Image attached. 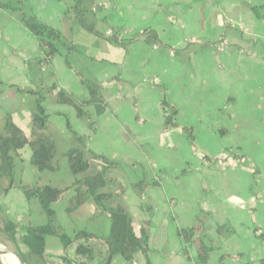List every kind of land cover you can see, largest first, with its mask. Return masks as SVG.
I'll use <instances>...</instances> for the list:
<instances>
[{"label":"crops","instance_id":"obj_1","mask_svg":"<svg viewBox=\"0 0 264 264\" xmlns=\"http://www.w3.org/2000/svg\"><path fill=\"white\" fill-rule=\"evenodd\" d=\"M23 1L24 12L57 28L73 51L66 57L60 51L43 63L17 0L7 1L13 11L0 7V127L8 115L20 135L29 136L36 105L30 90H38L47 117L36 132L56 150L55 169L40 172L30 164L28 147L19 150L17 186L0 194V228L7 220L35 226L47 221L20 187L65 188L75 180L63 155L75 146L68 121L84 139L86 153L117 162L106 171L100 191L109 196L103 203L123 206L134 230L147 235V255L137 253L131 262L115 255L110 264H145L146 259L150 264H259L264 257V242L256 237L264 232V18L255 8L264 13V0ZM76 4L92 31L73 17ZM151 31L160 44L139 38ZM81 78L97 84L107 104L99 115L87 106L92 128L72 106L56 100L58 89L87 100ZM167 106L176 110L169 127L164 126ZM185 127L191 128V138ZM99 169L92 161L83 175ZM140 181L149 185L138 191L134 184ZM6 183L0 179V187ZM73 195L67 189L53 203L54 227L71 237L79 230L106 237L109 214L91 199L66 211ZM199 220L210 246L203 262L196 245L184 244L178 234ZM77 243L64 250L48 235L44 257L48 264H73L82 260ZM91 244L103 249L100 240Z\"/></svg>","mask_w":264,"mask_h":264},{"label":"trees","instance_id":"obj_2","mask_svg":"<svg viewBox=\"0 0 264 264\" xmlns=\"http://www.w3.org/2000/svg\"><path fill=\"white\" fill-rule=\"evenodd\" d=\"M7 1L0 0V7L13 11L14 8H11ZM17 3L18 10L21 12L23 25L36 37L41 47L43 52L41 60L43 63L48 64L53 56L60 51L64 52V57L73 51L71 42L64 39L57 28L40 21L32 13L24 12L23 7L25 2L23 0H17ZM79 10V5L76 4L73 17L77 19L84 29L92 31V25L85 23L79 14ZM255 10L258 17L264 18V13L257 12V8ZM140 37H143L147 42L160 44V40L154 31L142 34ZM111 39L121 43L125 41L123 39L119 40L117 37H111ZM135 39H138V37L126 40L129 42ZM81 81L86 85L89 94L87 100L79 101L73 95L62 89L57 90L56 100L58 103L72 106L76 116L86 118L89 126L92 128L94 121L88 114L87 106H93L95 115H99L105 111L107 104L104 102L97 84L82 78ZM30 92L36 95V105L32 113V131L29 136H21L17 127L10 121V116L8 115L3 122L2 128L0 127V179L7 180L6 185L0 187V194L17 186L15 185L14 179V159L19 155V150L24 147H28L30 150V164L36 171L55 169L53 159L56 150L54 145L47 141L40 133L36 132V129L44 127L46 122L47 114L41 106L44 96L38 90H30ZM167 108L169 109V113L165 118V127L174 124L173 117L176 113L175 108L171 106H167ZM66 125L68 131L74 138L75 146L67 150L63 155L67 159L70 172L76 176L75 180L65 188H57L38 183L31 187H20L27 200H35L39 203L41 211L45 214L47 221L45 224L36 226L13 223L9 220L5 221L1 232L11 245L9 248L24 260H33L38 264H48V260L44 257L45 238L48 235H52L58 238L64 250L73 242H78L75 252L81 256L82 260L75 259L73 264H110L115 255H120L125 261L131 262L137 253L147 255V235L142 230L139 232L134 230L128 211L121 205L107 206L103 203L104 199L109 196V193L100 191L105 184L106 171L110 167H115L117 162L90 150L86 153L85 142L82 136L76 134L68 121ZM184 131L187 137H192L190 127H185ZM92 161L99 163L100 169L95 173L83 175L88 170ZM152 184H155V182H152ZM148 185L149 183L147 181H140L134 184L138 191H141ZM71 188L74 190V195L70 198L69 205L65 210L68 212L73 211L86 200L91 199L98 208L109 214L110 228L106 237L101 238L85 230H79L71 237L59 232L54 227L52 223L54 216L52 205L60 198L64 191ZM17 230H20L22 233L17 234ZM221 230L222 228L218 227L217 232H221ZM178 234L184 244H195L199 261H205L210 246H208L209 238L204 234L203 224L200 220L192 227L179 229ZM256 237L264 242V232H257ZM99 240L103 244V249L96 251L91 242ZM0 264H2L1 261ZM145 264H150L148 259H146ZM259 264H264V257L260 260Z\"/></svg>","mask_w":264,"mask_h":264},{"label":"water","instance_id":"obj_3","mask_svg":"<svg viewBox=\"0 0 264 264\" xmlns=\"http://www.w3.org/2000/svg\"><path fill=\"white\" fill-rule=\"evenodd\" d=\"M0 243L2 246V250L0 251V261L2 264H10L8 261H6L4 258V255H6L9 251V249H7L6 245L3 243V240L0 239ZM15 253V252H14ZM19 258H21L17 253H15ZM17 264H38L37 262L33 261V260H24L21 258V260L17 261Z\"/></svg>","mask_w":264,"mask_h":264},{"label":"bare ground","instance_id":"obj_4","mask_svg":"<svg viewBox=\"0 0 264 264\" xmlns=\"http://www.w3.org/2000/svg\"><path fill=\"white\" fill-rule=\"evenodd\" d=\"M2 250V246L0 243V251ZM10 252H8L6 255H4V259L6 261H8L10 264H17V261L21 260V258H19L13 251L9 250Z\"/></svg>","mask_w":264,"mask_h":264},{"label":"rangeland","instance_id":"obj_5","mask_svg":"<svg viewBox=\"0 0 264 264\" xmlns=\"http://www.w3.org/2000/svg\"><path fill=\"white\" fill-rule=\"evenodd\" d=\"M1 124H2V123H1ZM1 124H0V125H1ZM218 161H219V160H218ZM35 170H36V169H35ZM35 202H36V205L38 206V208L41 209L39 203H38L37 201H35ZM1 229H2V228H0V233H2V232H1ZM1 236H2V237H1ZM4 237H5V235L0 234V239L3 238V239H2V240H3V243L6 245L7 249L11 250V249L9 248V246H11L10 243H9L8 240H7L6 238H4Z\"/></svg>","mask_w":264,"mask_h":264},{"label":"built area","instance_id":"obj_6","mask_svg":"<svg viewBox=\"0 0 264 264\" xmlns=\"http://www.w3.org/2000/svg\"><path fill=\"white\" fill-rule=\"evenodd\" d=\"M215 159L219 160V161H222L223 160V155H218Z\"/></svg>","mask_w":264,"mask_h":264}]
</instances>
